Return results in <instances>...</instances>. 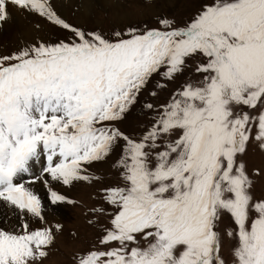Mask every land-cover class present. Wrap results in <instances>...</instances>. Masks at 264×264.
<instances>
[{"label":"snow or ice","instance_id":"1","mask_svg":"<svg viewBox=\"0 0 264 264\" xmlns=\"http://www.w3.org/2000/svg\"><path fill=\"white\" fill-rule=\"evenodd\" d=\"M10 7L70 35L0 55V202L20 221L0 228V264H43L62 234L31 185L42 181L52 205H75L53 182L102 183L90 168L117 149L120 183L99 190L88 220L97 241L73 264H264V199L241 159L250 144L264 151V0H210L184 26L158 18L112 38L67 23L51 0H0V27ZM197 56V79L142 104L150 123L138 134L117 126L154 76L175 81ZM225 214L229 260L217 230Z\"/></svg>","mask_w":264,"mask_h":264},{"label":"rangeland","instance_id":"2","mask_svg":"<svg viewBox=\"0 0 264 264\" xmlns=\"http://www.w3.org/2000/svg\"><path fill=\"white\" fill-rule=\"evenodd\" d=\"M79 2V4L82 5V1L79 0ZM208 2H210V0H148V2L143 3L141 0H132L130 6H125L124 0H111V5H102L95 0L94 3H91L92 7L88 9L85 18H81L82 13L76 6L68 7L69 9H66L67 12L65 10L60 16L67 23L77 28L99 31L107 38H112L115 30H123L130 25H147L148 28H158V18H167L171 21H175L179 26H184L185 23L190 21L200 10L201 6ZM26 14L29 17L25 25L34 30L33 35L31 38L24 35L15 25H9V28L0 29V55L11 54L20 47L22 42L45 40L49 43H55L69 37L70 34L68 32L52 25L44 18L38 15ZM36 25H40V28L37 29L35 27ZM202 59V57L197 56L188 60L187 63L189 66L185 69L184 74L175 81L164 82L159 76H154L138 98V103L133 107L131 113L124 121L119 122L117 126L126 134H138L150 123L149 118L141 114L142 104L145 101L155 105L162 104L168 100L171 93L181 87L186 77L197 79L199 74L196 73V69L198 64L202 62ZM159 83H166L167 86L163 89L157 88L156 86ZM152 91H156L157 96H151L149 93ZM119 155L120 151L117 149L106 162H97L91 166V174L99 176L102 183L98 182L89 185L80 182L71 187L63 185V191L60 193L76 201L75 205H69L67 203L52 205L45 184L41 181L36 182H41L40 184L43 187V189L39 190L40 192L38 190L35 192L41 197L45 205V215L48 226L55 224L63 225L62 234L56 236L49 256L44 259L43 264H73V257L75 254L84 251L96 243L99 233L96 228L88 223L90 218L89 209L93 206L99 207L101 205L102 201L97 199V195L102 187L120 183L119 171L113 167ZM241 159L246 164L248 173L254 181V187L252 189L254 197L264 199V151H261L258 145L250 144L246 154L243 155ZM39 166L40 164L33 166L34 176L41 174L40 168L38 169L40 174H38V171L35 169ZM255 170H259L260 175H252ZM0 210L4 215L6 214V217L9 216L15 219L16 225H19L20 221L16 215L12 214L13 209L11 207L0 202ZM0 217L2 219L5 218L2 214H0ZM92 218L95 219V217ZM28 219L31 221L30 227L32 229L45 226L39 222L32 221L31 217H28ZM98 223L107 224L108 217L104 216L99 218ZM232 227L233 222L228 214L223 215L221 221L217 225V230L221 233L224 241L222 255L225 260H229L231 257L232 241L226 236V232L231 230ZM0 228L2 227L0 226Z\"/></svg>","mask_w":264,"mask_h":264},{"label":"bare ground","instance_id":"3","mask_svg":"<svg viewBox=\"0 0 264 264\" xmlns=\"http://www.w3.org/2000/svg\"><path fill=\"white\" fill-rule=\"evenodd\" d=\"M81 1H82L81 2L82 5L79 4L80 3L79 0H51L52 4L54 6V9L58 13V15L62 14L63 12H65V10L68 7H73V6L75 7L76 6V7H78V10L80 9V11L82 13L81 18L82 17L85 18V15L87 14L88 9L92 7L91 3H94L95 0H81ZM96 1L100 2L102 5H108V4L111 5V0H96ZM9 12H10V19L7 22H5L3 24V26L0 27V29H2V28L6 29V28L10 27L9 25H15L16 27H18L21 30V32H23L24 35H27L28 37L31 38V36L34 33V30L32 28H30V27L25 25V23H26V21H28V17H29L26 14V12L21 11V10L15 8V7H10ZM66 12H67V10H66ZM39 168H40V172H41V165L39 167L35 168L38 171L37 172L38 174H40V172L38 170ZM40 183L38 182V183H35L34 185H31V187L33 188L34 191H37V190L39 191V190L43 189V187H42V185ZM53 186H54V190H56L58 192L63 191L62 189L64 188V186L62 184L53 182ZM67 187H65V188H67ZM2 208H4V207H2ZM0 214H2L3 217H5L4 219H2L0 217V226L2 228L11 230V229H13V227L17 226L15 219H13L12 217H9L8 215H7L8 217H6L5 216L6 214L4 215V213H2V212H0Z\"/></svg>","mask_w":264,"mask_h":264}]
</instances>
